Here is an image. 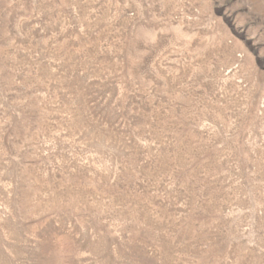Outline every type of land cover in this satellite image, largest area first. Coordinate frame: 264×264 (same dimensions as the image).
Instances as JSON below:
<instances>
[{"label":"rangeland","instance_id":"1","mask_svg":"<svg viewBox=\"0 0 264 264\" xmlns=\"http://www.w3.org/2000/svg\"><path fill=\"white\" fill-rule=\"evenodd\" d=\"M0 264H264V0H0Z\"/></svg>","mask_w":264,"mask_h":264}]
</instances>
